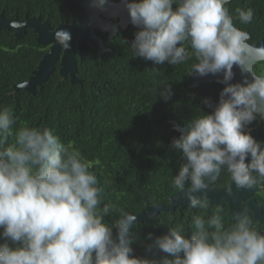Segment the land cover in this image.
Wrapping results in <instances>:
<instances>
[{"label":"clouds","instance_id":"obj_1","mask_svg":"<svg viewBox=\"0 0 264 264\" xmlns=\"http://www.w3.org/2000/svg\"><path fill=\"white\" fill-rule=\"evenodd\" d=\"M107 2L92 0L91 6L104 10ZM124 3L138 29L130 44L124 41L133 57L171 66L194 57L189 74H223L214 110L182 126L172 140L182 163L170 186L184 194L190 207L208 209L206 192L222 169L232 181L228 196L233 185L251 189L264 180V148L247 132L250 128L246 131L253 121L264 120V72L254 71L264 63V45L249 44V34L235 26L225 7L230 0ZM235 13L243 25L253 20L252 8ZM54 38L64 49L70 47V32L61 29ZM234 66L252 79L230 83ZM171 95L166 84L160 97ZM15 123L13 110L0 108V264H264V234L253 227L246 210L236 212L226 227L219 207L207 218L192 217L190 237L182 225L155 238L149 232L145 252L157 249L159 259L134 255L137 215L119 209L117 219L105 220L115 205L100 207L102 189L81 152L49 128L24 124L13 131ZM10 136L14 142L5 146ZM249 155L251 162L245 163Z\"/></svg>","mask_w":264,"mask_h":264},{"label":"trees","instance_id":"obj_2","mask_svg":"<svg viewBox=\"0 0 264 264\" xmlns=\"http://www.w3.org/2000/svg\"><path fill=\"white\" fill-rule=\"evenodd\" d=\"M225 7L235 26L249 32L250 43L264 39V0H230ZM236 8H252V22L241 24L236 19ZM0 11L8 18L40 16L53 27L70 22L77 15L74 0H0ZM137 30L129 25L119 28L113 37L98 32L110 50L100 57L93 46L87 45L83 60L77 59L76 76L82 83H71L68 77L61 79L57 61L49 78L30 93L22 88L13 92L12 85L31 75L48 47L36 42V34L29 27L20 37L15 36L13 29L0 28V108L13 110V131L24 124L49 128L66 146L71 144L81 152L102 189L100 207L115 205V210L105 217L109 223L118 218L119 209L136 214L146 205L167 203L169 196L178 191L170 186L182 163L180 153L171 148L173 138L180 135L173 121L184 126L204 112L211 113L213 110L203 101L218 100L224 87L218 83L221 76L192 85L195 73L189 72L196 62L194 57L175 66L133 57L124 41L130 44ZM254 71L264 72V63L255 65ZM166 84L171 85L172 92L167 100L160 97ZM247 128L264 148V120L257 119ZM13 142L14 136H10L5 146ZM250 162L251 159L247 163ZM230 182L224 168L214 185L222 187ZM258 184L261 189L253 197L264 211V180ZM208 204V209L176 207L135 222L133 254L159 259V250L145 252L149 232L155 238L165 234L168 227L182 225L183 234L190 237L195 231L192 217L203 214L207 218L217 207L222 209L226 227L234 222L227 204H210L209 200ZM247 215L260 232L263 225L252 213ZM115 232L114 227V236Z\"/></svg>","mask_w":264,"mask_h":264},{"label":"water","instance_id":"obj_3","mask_svg":"<svg viewBox=\"0 0 264 264\" xmlns=\"http://www.w3.org/2000/svg\"><path fill=\"white\" fill-rule=\"evenodd\" d=\"M91 3L92 0H74V5L77 10L76 17L70 22H60L55 27L48 21L42 20L40 16H25L22 19L8 18L4 15L3 11H0V28L13 29L15 36L20 37L29 27L36 34V42L48 47V50L42 55L31 75H29L27 79L12 85L13 92L22 88L30 93H34L36 87H41L55 70V63L57 61L59 63L58 75L61 79L68 77L71 83H82V80L76 76L77 59L83 60L87 45L93 46L98 51L100 57H103V55L110 50L97 33V29L101 31L107 30L109 37H112L117 26L125 28L128 23H131L124 0L118 2L108 0L104 10L92 7ZM111 18H118L117 23L113 24L110 20ZM61 29L71 34V41L69 42L70 47L68 49H64L55 42V32ZM246 32L249 34L248 31ZM248 43L261 46L264 45V39L260 38L255 43H250L248 40ZM233 71L235 76L230 83H243L245 76H247L249 81L252 79L250 73L242 74L236 66L233 67ZM215 76H221L223 78L222 73H217L215 75L208 74L203 77L193 74L192 85H197L199 82H210ZM218 102L219 98L216 101H211V103L206 106L214 110ZM173 123L176 130L180 132L182 126L174 121ZM250 159L251 156L249 155L245 163ZM220 172L217 174L215 181L209 184L208 191L206 192L209 203L216 205L227 204L232 216L241 210H246L247 214L252 213L259 223L263 225L260 232L264 234V211L255 197H253V194L261 189L260 184H257L251 189H236L235 185H233V194L232 196H228L226 188L232 185V182L222 187H216L214 185ZM197 195L203 198V194L198 193ZM168 199L167 203L146 205L144 210L135 214L137 215V220L135 222L152 218L160 211H167L176 207L183 209L189 206L184 194L180 193V190L170 195Z\"/></svg>","mask_w":264,"mask_h":264},{"label":"flooded vegetation","instance_id":"obj_4","mask_svg":"<svg viewBox=\"0 0 264 264\" xmlns=\"http://www.w3.org/2000/svg\"><path fill=\"white\" fill-rule=\"evenodd\" d=\"M114 2H118V1H120V0H113ZM111 20V22L113 23V24H116L117 23V21H118V18H111L110 19ZM129 25H133L132 23H128L127 25H126V27L125 28H127ZM119 26H117L116 28H115V33H114V35L115 34H117V32H118V30H119ZM125 28H120V29H125ZM98 32H101L102 34H106L107 36L106 37H109V33H108V31L107 30H105V31H101V30H98L97 29V33ZM113 35V36H114ZM112 36V37H113ZM101 37V36H100Z\"/></svg>","mask_w":264,"mask_h":264},{"label":"rangeland","instance_id":"obj_5","mask_svg":"<svg viewBox=\"0 0 264 264\" xmlns=\"http://www.w3.org/2000/svg\"><path fill=\"white\" fill-rule=\"evenodd\" d=\"M247 129H249V128H247Z\"/></svg>","mask_w":264,"mask_h":264}]
</instances>
